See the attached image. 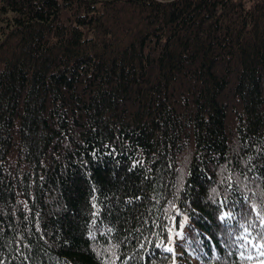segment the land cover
<instances>
[{"label": "trees", "instance_id": "trees-1", "mask_svg": "<svg viewBox=\"0 0 264 264\" xmlns=\"http://www.w3.org/2000/svg\"><path fill=\"white\" fill-rule=\"evenodd\" d=\"M0 21V264H264V0Z\"/></svg>", "mask_w": 264, "mask_h": 264}, {"label": "rangeland", "instance_id": "rangeland-1", "mask_svg": "<svg viewBox=\"0 0 264 264\" xmlns=\"http://www.w3.org/2000/svg\"><path fill=\"white\" fill-rule=\"evenodd\" d=\"M2 25H3V22L0 21V26H2ZM1 35H2V33H1V28H0V37H1Z\"/></svg>", "mask_w": 264, "mask_h": 264}, {"label": "snow or ice", "instance_id": "snow-or-ice-1", "mask_svg": "<svg viewBox=\"0 0 264 264\" xmlns=\"http://www.w3.org/2000/svg\"><path fill=\"white\" fill-rule=\"evenodd\" d=\"M169 251H171V249H169Z\"/></svg>", "mask_w": 264, "mask_h": 264}]
</instances>
